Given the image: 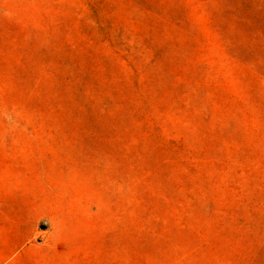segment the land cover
<instances>
[{
	"label": "rangeland",
	"instance_id": "1",
	"mask_svg": "<svg viewBox=\"0 0 264 264\" xmlns=\"http://www.w3.org/2000/svg\"><path fill=\"white\" fill-rule=\"evenodd\" d=\"M0 264H264V0H0Z\"/></svg>",
	"mask_w": 264,
	"mask_h": 264
}]
</instances>
